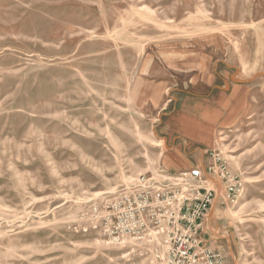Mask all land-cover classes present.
Listing matches in <instances>:
<instances>
[{
    "label": "rangeland",
    "instance_id": "374dc122",
    "mask_svg": "<svg viewBox=\"0 0 264 264\" xmlns=\"http://www.w3.org/2000/svg\"><path fill=\"white\" fill-rule=\"evenodd\" d=\"M195 168L211 249L264 264V0H0V264H148L93 207Z\"/></svg>",
    "mask_w": 264,
    "mask_h": 264
},
{
    "label": "built area",
    "instance_id": "2783aa9c",
    "mask_svg": "<svg viewBox=\"0 0 264 264\" xmlns=\"http://www.w3.org/2000/svg\"><path fill=\"white\" fill-rule=\"evenodd\" d=\"M209 160L207 171L225 182L227 196H233L236 185L225 160L220 153L210 154ZM160 173L162 180L142 176L136 185L93 207L89 229L110 244L131 245V253L149 256L148 264H222L204 239L220 184L205 179L198 168L177 175Z\"/></svg>",
    "mask_w": 264,
    "mask_h": 264
},
{
    "label": "bare ground",
    "instance_id": "6f19581e",
    "mask_svg": "<svg viewBox=\"0 0 264 264\" xmlns=\"http://www.w3.org/2000/svg\"><path fill=\"white\" fill-rule=\"evenodd\" d=\"M233 78V80H234V77H232Z\"/></svg>",
    "mask_w": 264,
    "mask_h": 264
},
{
    "label": "water",
    "instance_id": "95a60500",
    "mask_svg": "<svg viewBox=\"0 0 264 264\" xmlns=\"http://www.w3.org/2000/svg\"><path fill=\"white\" fill-rule=\"evenodd\" d=\"M258 75H260V74H258Z\"/></svg>",
    "mask_w": 264,
    "mask_h": 264
},
{
    "label": "crops",
    "instance_id": "0c3cea01",
    "mask_svg": "<svg viewBox=\"0 0 264 264\" xmlns=\"http://www.w3.org/2000/svg\"><path fill=\"white\" fill-rule=\"evenodd\" d=\"M195 131V130H194Z\"/></svg>",
    "mask_w": 264,
    "mask_h": 264
}]
</instances>
